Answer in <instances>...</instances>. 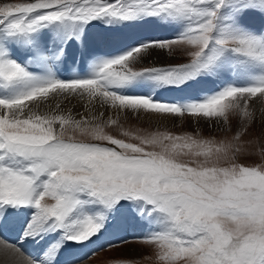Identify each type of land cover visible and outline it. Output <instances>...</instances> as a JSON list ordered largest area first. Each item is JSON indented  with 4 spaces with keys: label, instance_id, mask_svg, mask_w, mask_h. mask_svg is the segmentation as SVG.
Wrapping results in <instances>:
<instances>
[{
    "label": "snow or ice",
    "instance_id": "obj_1",
    "mask_svg": "<svg viewBox=\"0 0 264 264\" xmlns=\"http://www.w3.org/2000/svg\"><path fill=\"white\" fill-rule=\"evenodd\" d=\"M247 17L264 20V0H0V229L25 215L16 240L0 232V264L124 247L113 264H264V25ZM93 21L178 31L59 78L66 37L86 52Z\"/></svg>",
    "mask_w": 264,
    "mask_h": 264
},
{
    "label": "bare ground",
    "instance_id": "obj_2",
    "mask_svg": "<svg viewBox=\"0 0 264 264\" xmlns=\"http://www.w3.org/2000/svg\"><path fill=\"white\" fill-rule=\"evenodd\" d=\"M241 24H249V25H255L258 27L257 22L255 21V19L252 17H247V18H242L241 19ZM100 25H103V23H98V27ZM144 28L142 30V28H139L137 26L132 27L131 32L129 33V37L128 39L123 43V47H130V46H134L136 41H143L146 39H151L154 35H152V29L153 28V24L152 22L147 23L146 25H143ZM172 28H177L176 26H171ZM155 31V30H154ZM46 33L50 32V29H46L45 30ZM84 34L85 31L83 30ZM86 35V34H85ZM88 38V37H87ZM79 41H83V37H79L77 38ZM125 48V49H126ZM72 64V69L68 68V67H61L63 69V71L66 72V70H72V72L76 73V68L75 63H71ZM200 86H193V88L186 90L185 92H176V91H169L167 89L164 88H160L158 90V98L159 99H163V100H169V101H175L178 98L183 97L184 95L187 94V92H195ZM126 94L129 95H146L148 94V89L145 86H135V87H131L129 89L126 90ZM25 219V215H21L19 216V221L17 220H12V222L4 227L3 229H0V232H2L5 236H7L8 238H13V237H18L19 234V230H20V225L23 222V220ZM58 233H54L50 236L49 241L46 243L43 241H41L39 244L35 243V242H27L29 244V246H31L33 249L36 250V253L39 252V250L43 247H45L47 244L51 243L53 240H55L58 237ZM93 245H91L92 247ZM78 250H87V248H80L78 247ZM87 264V263H85Z\"/></svg>",
    "mask_w": 264,
    "mask_h": 264
},
{
    "label": "rangeland",
    "instance_id": "obj_3",
    "mask_svg": "<svg viewBox=\"0 0 264 264\" xmlns=\"http://www.w3.org/2000/svg\"><path fill=\"white\" fill-rule=\"evenodd\" d=\"M16 2H19V0H16ZM69 43H72L74 45V43L72 41H70V40H69ZM73 51H75V49L70 46L69 47V52L72 53ZM86 52H88V49H87ZM93 54L97 55V56L110 55L109 52H95V53H91L92 56H93ZM78 59L79 58L76 57L75 59H73L65 67H68V68L72 69V64L71 63H76L78 61ZM85 61H86L87 65H88L87 59H85ZM66 72H70L71 74H75V72H72V70H68V69L66 70ZM126 127L132 128V129H139V130H149V131L152 130V126L147 121L140 122V121H138V120H136L134 118H131V117L127 121ZM186 130H190L188 125H185L183 128L173 129V131H186ZM203 134L205 136H208V135H221L220 133L209 131L207 129V127H204V133ZM246 162L247 163H254L253 160H248ZM134 233H136V232H132L130 234H134ZM119 235L124 236L125 232L119 233ZM132 254L133 253L131 252V249L128 248V247H124V248H120V249H106V250H103L100 253L97 252L96 255L91 260L85 261L84 264L85 263H87V264H113V260L115 258H124V257H128V256H130Z\"/></svg>",
    "mask_w": 264,
    "mask_h": 264
}]
</instances>
